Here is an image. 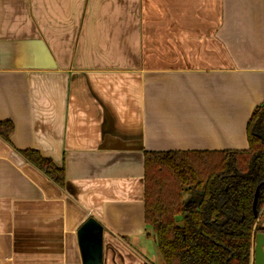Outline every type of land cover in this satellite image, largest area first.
Returning a JSON list of instances; mask_svg holds the SVG:
<instances>
[{
    "label": "crops",
    "instance_id": "crops-1",
    "mask_svg": "<svg viewBox=\"0 0 264 264\" xmlns=\"http://www.w3.org/2000/svg\"><path fill=\"white\" fill-rule=\"evenodd\" d=\"M262 101L264 0H0V264H82L89 216L102 264H163L144 152L246 149Z\"/></svg>",
    "mask_w": 264,
    "mask_h": 264
},
{
    "label": "trees",
    "instance_id": "trees-1",
    "mask_svg": "<svg viewBox=\"0 0 264 264\" xmlns=\"http://www.w3.org/2000/svg\"><path fill=\"white\" fill-rule=\"evenodd\" d=\"M13 123L0 121L11 143ZM246 149L144 152V220L163 264H251L264 209V101L246 124ZM26 161L62 186L65 172L36 149ZM257 192L255 209L253 202Z\"/></svg>",
    "mask_w": 264,
    "mask_h": 264
},
{
    "label": "water",
    "instance_id": "water-1",
    "mask_svg": "<svg viewBox=\"0 0 264 264\" xmlns=\"http://www.w3.org/2000/svg\"><path fill=\"white\" fill-rule=\"evenodd\" d=\"M257 192L253 202L255 209ZM264 211V209H263ZM261 214L257 215L254 228ZM103 226L92 216H89L78 228L77 236L81 252L82 264H102V237ZM264 232H255L253 235V247L251 264H264Z\"/></svg>",
    "mask_w": 264,
    "mask_h": 264
},
{
    "label": "rangeland",
    "instance_id": "rangeland-1",
    "mask_svg": "<svg viewBox=\"0 0 264 264\" xmlns=\"http://www.w3.org/2000/svg\"><path fill=\"white\" fill-rule=\"evenodd\" d=\"M158 255H159V253H158ZM160 256V255H159Z\"/></svg>",
    "mask_w": 264,
    "mask_h": 264
}]
</instances>
